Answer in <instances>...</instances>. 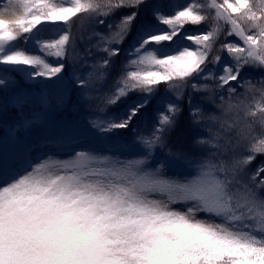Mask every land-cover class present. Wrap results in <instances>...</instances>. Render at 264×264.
<instances>
[{
  "label": "snow or ice",
  "instance_id": "snow-or-ice-1",
  "mask_svg": "<svg viewBox=\"0 0 264 264\" xmlns=\"http://www.w3.org/2000/svg\"><path fill=\"white\" fill-rule=\"evenodd\" d=\"M245 69L264 73V0H0V264H264Z\"/></svg>",
  "mask_w": 264,
  "mask_h": 264
},
{
  "label": "trees",
  "instance_id": "trees-1",
  "mask_svg": "<svg viewBox=\"0 0 264 264\" xmlns=\"http://www.w3.org/2000/svg\"><path fill=\"white\" fill-rule=\"evenodd\" d=\"M160 2L164 3L162 0H160ZM182 2H186V0H182ZM122 10H124L125 12L129 11V9H126V8L122 9ZM207 23H210V21L206 22L205 24L199 25V26L186 25L185 31L197 33L200 29L205 28ZM78 26H79V21L77 20L73 25V32L77 31ZM118 67H119V63L117 64L116 70H118ZM116 70L113 71V75L116 74ZM253 82H256V79L253 80ZM162 91H163V86H161V92ZM187 114L188 113H187V110L185 107L184 114H183V116H181L180 122L177 125L176 130L172 134V140L177 142V143L183 144L184 146H188L191 143V139H192V135H193V133H192L191 135L186 136V133L188 132V130H190L189 125L187 124ZM260 158H264V157H259L257 159V161L254 162L252 167H255V164L258 163Z\"/></svg>",
  "mask_w": 264,
  "mask_h": 264
},
{
  "label": "rangeland",
  "instance_id": "rangeland-1",
  "mask_svg": "<svg viewBox=\"0 0 264 264\" xmlns=\"http://www.w3.org/2000/svg\"><path fill=\"white\" fill-rule=\"evenodd\" d=\"M165 2H168V0H164ZM141 11L143 12L144 9H141ZM118 12L121 13V10H119ZM122 14V13H121ZM109 19H113L112 17H109ZM103 27H100L98 30L103 31ZM205 29V28H204ZM203 29V30H204ZM202 30V31H203ZM188 32V31H187ZM185 44H187L188 42L185 41ZM23 46V45H21ZM219 55H221L222 59H227V56L225 53H218ZM122 58V57H121ZM245 72L250 76V78L253 79H258L261 75H264V73H262L259 69H245ZM163 92V91H162ZM200 100V96L199 95H195L194 96V101H199ZM204 107L207 111H214V109L212 108V105L205 102L204 103ZM65 115V114H64ZM84 117V116H83ZM78 118V119H77ZM77 119V120H76ZM67 122H75V123H81L83 122L84 118H82L80 115H78L77 117L74 115H68V119H64ZM192 132L190 130H188V132L186 133V136L191 135ZM98 148H103V145L99 144V142H97L96 145ZM79 150H83V149H77V151ZM57 154L61 157V158H67L68 155L70 154V149L68 147L62 148V149H58L57 150ZM104 154H108V153H104ZM259 158V157H258ZM263 159V158H261Z\"/></svg>",
  "mask_w": 264,
  "mask_h": 264
},
{
  "label": "bare ground",
  "instance_id": "bare-ground-1",
  "mask_svg": "<svg viewBox=\"0 0 264 264\" xmlns=\"http://www.w3.org/2000/svg\"><path fill=\"white\" fill-rule=\"evenodd\" d=\"M22 45V44H21Z\"/></svg>",
  "mask_w": 264,
  "mask_h": 264
}]
</instances>
